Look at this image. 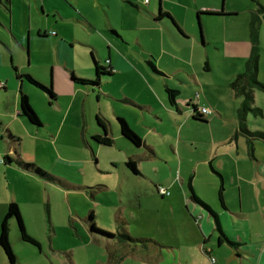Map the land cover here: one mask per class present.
<instances>
[{
	"label": "crops",
	"instance_id": "crops-1",
	"mask_svg": "<svg viewBox=\"0 0 264 264\" xmlns=\"http://www.w3.org/2000/svg\"><path fill=\"white\" fill-rule=\"evenodd\" d=\"M14 1L0 0V84L4 85L0 89V224L6 214L8 205L11 202H15L19 207L22 220H24V226H26L24 210H32L36 202L33 203L27 197L26 191L20 190L19 181L21 179L24 181L33 179L32 181H37L39 184L42 181L33 174L21 171L14 163L16 157L22 156L23 158H21L25 159V161H36V156L44 159L46 148L51 147L55 150L57 141H61L67 136L78 140L82 148H88L87 136L92 138L102 135L99 127L90 125V119L94 118V116L95 118L97 116L104 119L107 118L109 121L121 118L137 134L142 141L140 147L132 145L121 135L118 124H112L111 134H108L111 139H124L127 141V143L125 142V149L127 151L134 152L138 149L139 154H141L143 151H140L142 149L139 148L146 150L142 155L133 154L132 156H128L127 160H135L136 168H139L137 166L138 161H149L156 158V149L145 144L147 143L146 138L155 135L153 132H156L155 122H148L147 117L148 119H153V121H160L163 118V113H165L168 118L178 123L177 130L175 131L176 134L174 135V140L176 139L177 142L169 144L175 154L179 155L182 151V146L186 150L196 146L195 142L198 139V135L195 132H190L195 130L194 127L196 125L207 126L210 121L208 122L207 116H205L207 122L192 118L193 106L200 107V104L192 102L191 98L183 97L181 89H175L178 91L177 108H175L169 104L166 94L165 98L156 95L153 102L149 103L130 96L124 86L115 89H106L107 87L104 86L109 85L112 82L110 78L116 74L124 77V82L130 80L129 75L132 72L143 79H152V77L156 76L163 77L165 75L163 72L165 71L160 69V67L157 68L156 65L160 66V61L164 57L170 59L175 66L180 63L192 66L194 49H190V58H186V55L183 53L185 46L182 40L184 41V38L182 40L178 38L177 41L174 40L176 44H170V42H165L161 38L156 42L158 46L154 48L153 52L149 51V53L144 54V61L151 62L160 74L147 69L143 64H139L143 65V68L139 70L138 65L133 63L127 54L122 55L124 57L122 58L119 54L112 56V52H109L108 58L104 59L108 64V68H105L103 64H101V67L110 71L111 75L100 79L99 85L95 88L97 91L94 89L90 91L89 86L75 83L72 77L75 75L87 80L94 79L95 62H93V67L88 63L90 62V57L94 59L92 52H90V57L88 55L89 48L93 47V50H96L92 43L89 40H87L88 42L85 41V39L71 38V35H67L69 31L66 30L62 21L52 19L50 23L49 10H53L52 12H54L56 9L54 7V0H46L44 3H41L42 18L39 21L26 22L27 26L23 24L19 28L16 21H14ZM24 1L27 2L29 9L35 5V2L32 0ZM258 1L261 2V0ZM125 2L138 10H140L137 6L138 4H142L143 7L146 6L145 13H140L145 16L148 23H152L154 26H160L163 21V18L159 21L155 19L158 11L170 13L173 16V20L175 19L174 21L181 27H185L190 25L192 14L196 11L217 10L214 0H194L196 6H194L193 2L191 5L190 0H149L146 5L143 4V0H92L90 6L93 9L102 8L109 11L116 5L121 10ZM75 7L93 25L91 17L79 9L77 2ZM83 7L85 6H81L80 8ZM6 12L8 13V21L2 19L1 15ZM43 12L47 15H44ZM84 18L82 19V23L89 30L91 29L90 32H84L91 35L94 29ZM121 20L120 27L124 29L129 28V26L124 25L123 16ZM29 23H32V25H29ZM112 30L114 29L109 27L108 32L114 34L115 37H119L117 31L113 32ZM181 31H184V29H181ZM53 32L55 34H52ZM98 35H101V32ZM172 38H174V35ZM121 39L123 40L122 37ZM135 41L139 43L138 39ZM108 45L110 46V43ZM168 46L170 48H167ZM246 49L245 55L248 54L250 57L251 50L249 52V48ZM154 54L158 56V60L156 61L153 58ZM195 55L196 57L199 56ZM197 65L199 64L195 66ZM202 67L205 71L210 70L207 62ZM48 69L52 71L50 81L42 79V73H40V71ZM182 70L184 69L182 68ZM20 74H30L44 85L48 86L50 84L55 93L56 106L49 99L48 106L57 109L61 116L52 118L53 120L46 119L43 121L40 118L42 127H44L43 132H40L37 127L29 124L19 115L18 91L20 88L28 96L32 109L39 117L42 114V110L46 109L44 104L38 107L37 104L32 102L33 88L25 80L19 82L17 76ZM60 86L63 87V90H58ZM148 87L152 93H155L152 87ZM168 88L171 87L168 86ZM137 92L141 93L142 91H140V88H137ZM145 92L143 91V93ZM93 93L97 95L99 105L98 109L94 112L88 105L90 96ZM158 98H160L161 108L158 106ZM101 99L105 101L102 105H100ZM124 106L134 108L140 111V114L132 113ZM107 107H109V113L105 109ZM157 108L163 109V111H159ZM202 108L208 107L202 106ZM71 113L74 115L73 117H69ZM218 117L224 121H230L229 116L225 113L218 115ZM245 120L246 124L249 125L250 122L248 123L247 118ZM238 123L235 110L232 116L231 130L220 133L227 134L223 142H218L213 136L207 139L208 148L204 152V160L202 162L209 165L211 172L215 176L212 174L211 178L208 173H204L208 189L202 193L203 197L198 193L196 195L192 186V178L188 183L187 191L183 190V185L180 188H176L173 183H170L169 189L167 188L169 195H159L162 202L167 205L169 216L174 220L173 229H170V226L168 227L165 239L157 240L155 239L156 237L133 235L129 231L128 225L132 223L144 225L148 222V219L141 215L143 193L140 188L138 190V186H134L133 190H128L122 184L119 185L118 203L124 205L127 202L126 205H136V207L132 208L135 212H131L129 217H126L124 214L113 215L114 231L104 227L99 228L107 233H113V237L93 234L88 228L84 220L91 212L94 216L93 223L95 227L98 226L95 222L97 216L93 209L90 208L86 215L79 217L90 241L98 244L105 242L103 247L106 250V260L105 262H97L96 264H264V152L261 155H256L254 160H256L257 164H250L249 169L245 170L243 162L247 159L244 158V151L248 150L249 145H243L238 140V136V138L233 136V134L235 135ZM232 136L234 139H237L233 141L231 139ZM91 140L95 142L93 139ZM96 146L102 147L97 143ZM258 146L262 147V145L256 143L257 149ZM62 148L66 150L65 147L62 146ZM252 148H254L253 144ZM256 148L253 149L254 156ZM6 157L9 160H5ZM56 160L60 162L59 170L63 171L61 162L64 159L59 156L56 157ZM177 165L180 169L181 163L179 161ZM198 165L199 163H196V167ZM20 173H22V176H20ZM131 175L140 176V173H131ZM60 180L62 181V179ZM64 183L66 186V182ZM55 185L61 186L60 184ZM220 185L223 187L222 204L218 199ZM25 186H28V184ZM96 186L99 185H95L93 188ZM109 187V185L100 187L101 192L107 195L106 191ZM157 187L160 186H156L155 191ZM189 188L191 189V193L189 192ZM77 189L81 191L80 188ZM40 190L45 192L42 188ZM87 193L89 194L88 191ZM47 196L49 203L50 195ZM193 196L207 205L213 215L216 216L220 229L226 239L233 245L220 240L212 213H209L208 210L198 204L193 199ZM109 204L113 203L109 202ZM154 221L157 223L158 219H154ZM125 234L133 238L145 239L146 241L140 243L129 242L122 238ZM38 247L41 249L40 245ZM15 256L18 264H21L19 262L20 258L17 255ZM211 259L214 261L212 262ZM0 264H8L1 247Z\"/></svg>",
	"mask_w": 264,
	"mask_h": 264
},
{
	"label": "rangeland",
	"instance_id": "rangeland-1",
	"mask_svg": "<svg viewBox=\"0 0 264 264\" xmlns=\"http://www.w3.org/2000/svg\"><path fill=\"white\" fill-rule=\"evenodd\" d=\"M32 1L35 2V5L30 9L24 0L14 1V21H16L19 28L26 22H37L42 18L41 3L46 0ZM148 1L143 0V4H148ZM190 1L191 5L193 2L194 6H196L194 0ZM76 2L79 9L91 17L94 26L80 14L75 7ZM91 3L92 0H54L56 9L54 12L49 10V14L50 23L52 19L62 21L66 30L69 31L67 35H71V38L85 39V41L89 40L92 43L96 49L94 51L93 47H91L88 50L89 57L90 52L94 56V59L90 57V62H88L92 67L93 62H98L99 66L103 64L105 68H108V64L104 59H107L109 52H112V56L127 54L129 59L138 65L139 70L143 68V65L150 69L147 62L143 59L144 54L149 53V51L153 52L154 48L158 46L156 42L161 38L165 42H170V44H176L174 40L177 41V38L179 40L184 38L182 42L186 50L184 49L183 53L186 58H190V49H194L192 66L181 63L175 66L170 59L164 57L160 61V66L156 65L157 68L160 67V69L165 71L163 72L165 74L163 77L156 76L154 77L155 79L153 77L152 79H143L132 72L129 75L130 80L124 82V77L116 74L110 78L112 82L109 85H104L107 87L106 89L124 86L130 96L140 101L152 103L156 95L165 98V86L174 89L179 88L182 90L183 97L191 98L192 102L200 104V107H208L207 109L211 112L207 116L210 123L207 126L191 125L195 126V130L190 133L195 132L198 135V139L195 142L196 146L188 150L182 146V151L178 155L169 146L170 143L177 142L176 139L174 140V135L176 134L178 123L168 118L165 113H163V118L160 121H153V119H148L147 117L148 122H155L156 132H153L155 135L146 138L147 143L145 144L156 149V158L137 162V166H139L137 171L140 176H132L126 169L125 163L128 156L133 154L142 155L146 150L139 148L142 149L140 151H143L141 154H139L138 149L134 152L127 151L125 149L127 141L124 139L114 140L112 138V146L98 147L91 140L93 137L87 136L89 147L82 148L78 140L67 136L63 140L57 141L55 150L51 147L46 148L44 159L39 156H36V161H25L24 159L25 162L34 163L41 170L50 173L59 180L62 179V181L60 180L61 186L45 181L46 185L43 181L39 184L37 181H32L33 179L29 181L21 179L19 181L20 190L26 191L27 197L33 203L36 202L32 210H24L26 232L28 230L29 233H27L41 246V249H39L38 246L21 242L16 222L12 220L9 225L10 243L13 253L20 258L19 262L21 264H96L97 262H105L106 250L103 247L105 242L98 244L90 241L79 217L86 215L91 208L97 216L95 222L99 227L97 226L96 228L104 227L114 231L113 215L124 214L129 217L131 212H135L132 208L136 207V205H126L127 202L124 205L118 203L120 184L128 190H133L134 186H138V190L140 188L143 193L141 215L148 219V222L144 225L133 223L128 225L129 231L133 235L156 237L155 239L157 240L165 239L168 227L170 226V229H173L174 220L169 216L167 205L162 202L155 191V187L160 186L168 190L170 183H173L176 188H180L183 185V190L187 191L188 183L192 178L194 181H192V186L196 195L198 193L203 197L202 193L208 189L204 173H208L211 178L213 174L209 165L202 162L204 160V152L208 148L207 139L213 136L218 142H223L227 134L220 133L231 130L232 116L235 110L237 113L243 107L245 96L241 93V89L242 84H244L243 80L247 75L246 68L249 60V55L245 54L246 48H249L250 52L253 44L256 45V53L258 55L256 81L264 84V0H261V2L258 0H214L217 10L196 11L192 14L190 25L185 27H181L174 21L175 19L173 20V16L170 13H168L170 17L161 16L162 12L158 11V7L155 19L159 21L163 18V21L160 26H154L152 23H148L145 16L140 13H145L146 11V6L143 7L142 4L137 5L140 10L125 2L121 10L115 5L112 10L106 11L102 8H91ZM81 6L85 7L80 8ZM4 14H1L2 19L8 21V13ZM44 15L47 14L44 13ZM122 16L124 25L129 26V28L120 27ZM83 18L94 29L91 35L85 33L90 32L91 29L89 30L82 23ZM88 23L86 24L89 25ZM29 25H32V23H29ZM109 27L114 29L112 30L113 32L117 31L119 37H115L114 34L108 32ZM177 27L184 29L182 31L184 35L179 33ZM100 32L101 35H98ZM53 34L55 33L53 32ZM173 35L174 38H172ZM136 39L139 40V43L135 41ZM108 43H110V46ZM68 48L70 47L68 46ZM167 48L170 47L168 46ZM195 54L199 56L196 57ZM122 58L124 57L122 56ZM153 58L155 61L158 60L156 54H154ZM205 62L210 66L208 71H205L202 67ZM196 64L199 65L195 66ZM40 73H42V79L50 81L52 77L50 69L42 70ZM74 77L87 80L75 75ZM102 77L105 76L103 75ZM33 78L43 84L34 76ZM148 86L152 87L155 93H152ZM31 87L33 88L32 102L37 104L38 107L43 106V104L46 107V109L42 110L40 117L37 115L39 119L41 118L42 121L46 119L53 120L52 118L61 116L57 109L48 106L49 100L56 106L55 98L51 99L32 85ZM95 88H97L96 85H89L90 91L96 90ZM137 88H140L142 92H137ZM58 90H63V87L60 86ZM143 91L146 92L143 93ZM252 98L253 102L248 103L247 110L243 112V116L245 114L248 123L250 122L249 125L245 122L246 130L252 135L245 134L247 135L246 137L243 134H239V138L237 137L243 145H249V142L254 145V148L251 149L249 145L248 150L244 151V158L247 159L243 162L245 170L249 169L250 164H257L256 160H254L256 155H261L264 152V136L253 134L256 132L264 134V92L254 88L252 90ZM158 99V106L161 108L160 98ZM103 102L105 101L101 99L100 105ZM88 105L93 112L98 109L96 94L93 93L90 96ZM124 107L132 113L140 114V111L134 108ZM255 108L259 111L255 110ZM105 109L109 113V107ZM158 110L163 111V109ZM223 113L229 116L230 121H224L218 117V115ZM73 116L72 113L69 115V117ZM101 118L107 123V130L110 135L111 125H117V120L110 119L111 122L107 118ZM90 125L99 127L95 116L90 119ZM43 128H38V130L43 132ZM233 136L231 139L235 141L237 138L234 139ZM256 143L262 145L263 148L258 146L257 149ZM255 148L256 153L254 156L253 149ZM55 156H60L64 159L61 162L63 171L59 170L60 162L56 160ZM178 161L181 163L180 169L177 165ZM196 163H199L197 167ZM20 176H22V173H20ZM64 182H66V186ZM27 184L28 186H25ZM95 185L100 187L109 185L110 187L106 191L107 195L101 192V188H99L100 190H94L93 196L89 195L85 187L93 188ZM40 188L45 192L41 191ZM77 188H80L81 191ZM47 195H50L49 203ZM124 199L126 200V198ZM109 202L113 204H109ZM154 219H158V222L156 223ZM111 234L114 235L113 233Z\"/></svg>",
	"mask_w": 264,
	"mask_h": 264
},
{
	"label": "trees",
	"instance_id": "trees-1",
	"mask_svg": "<svg viewBox=\"0 0 264 264\" xmlns=\"http://www.w3.org/2000/svg\"><path fill=\"white\" fill-rule=\"evenodd\" d=\"M160 15L170 17V15L168 13H163V12ZM173 23H174V21H173ZM177 29L181 35H184L183 32L181 31V29H179L178 27H177ZM253 43H254V41H253ZM92 57H93V55H92ZM257 57H258V55L256 53V45L253 44L251 54H250L249 60L247 62V68H246L247 75H246V78L243 80L244 84H242V89H241V93H243L245 96V99L243 101V107L244 108L242 107L243 110L240 109L237 111V118H238L239 123H238V130L235 132V135H234L235 137H237L239 134H243L246 137L248 134L252 135L251 133H249L246 130V126H245V121H246L245 118L246 117H245V114L243 116V112L247 110V104L250 102L251 103L253 102L252 90L254 88H256L257 90L259 89L262 92H264V84L256 81ZM147 64L149 65L150 69L154 73L160 74L157 71L156 67L151 62H147ZM94 70H95V72H94V79L93 80H83V79L81 80V79H76L73 76L72 77L73 81L75 83L85 85V86H89V85H96L97 86V85H99L100 79L103 75L104 76H110L111 75L110 71L105 70L103 67L99 66L97 63H95V65H94ZM240 77H238V78H240ZM238 78H237V80H238ZM17 79L19 80V82H22L23 80L27 81L30 85H32L33 87H35L39 91L43 92L44 94L48 95L49 98H51V99L55 98L52 87L40 84L31 75L20 74L19 76H17ZM3 87H4V85L0 89H2ZM18 94H19V112H20L19 115L21 117H23L29 124H31L37 128H41L42 123H41L39 117L37 116V114L32 109L28 96L21 90V88L19 89ZM165 94L167 95V99H168L169 104L172 107L177 108L176 100H177V96H178V91L175 89L165 87ZM200 108H202V107H200ZM200 108L197 106H193L192 118L195 120L207 122L205 116L210 115L211 112L207 115H203L199 112ZM255 110H258V109L255 108ZM96 122H97V125L99 126V128L102 132V135L94 136L93 140L98 145L110 147L113 144V141L108 135L107 123L101 117H98V116L96 117ZM117 124L119 126V131H120L121 135L129 143H131L132 145H134L136 147H140L142 145L141 139L134 133V131H132L130 129V127L127 125L125 120H123L121 118H117ZM245 134H247V135H245ZM253 134L257 135V136H264L263 133H258V132L253 133ZM17 140L19 141V139H17ZM249 145H251V149H252V143L251 142H249ZM5 160H9V158L6 157ZM14 163L18 166V168L21 171H23L25 173L33 174L35 177H37L38 179H40L42 181L55 183V184H61L60 180L57 177L51 175L50 173H47V172L41 170L34 163L25 162L20 156L16 157V160L14 161ZM125 166L127 167V169L131 173L138 174L136 164L131 159L126 161ZM99 188H100V186H96L94 188H87V191L89 192V195L92 196L94 194V190H99ZM189 192L191 193L190 188H189ZM222 192H223V187H222V185H220L219 190H218V199H219V202L221 204H222V200H223ZM193 199L198 204H200L202 207H204L206 210H208L209 213H212L211 210L207 207V205H205L203 202L199 201L195 196H193ZM212 215H213V213H212ZM93 217L94 216L91 212V213H89V215H87V218H85V220H84L85 223H87L88 228L91 230V232L93 234H96V235H103L105 237H113L112 234L97 229L93 223ZM213 218H214L215 228L219 234L220 240H224L227 243L233 245L231 242H229L226 239L225 235L223 234L222 230L220 229V225L216 219V216L213 215ZM12 220H14L16 222L18 235H19V239L21 242L27 243V244H30L33 246H38L39 244L34 238H32L26 232L19 207L15 202H11L8 205L7 210H6V214H5L3 220L0 224V247L5 254V257L7 259L8 264H18L16 256L13 253V250H12V247L10 244V240H9V228H10L9 224ZM122 238L126 241L133 242V243H136V242L140 243V242L146 241L145 239H141V238H133V237L129 236L128 234L123 235Z\"/></svg>",
	"mask_w": 264,
	"mask_h": 264
},
{
	"label": "built area",
	"instance_id": "built-area-1",
	"mask_svg": "<svg viewBox=\"0 0 264 264\" xmlns=\"http://www.w3.org/2000/svg\"><path fill=\"white\" fill-rule=\"evenodd\" d=\"M2 86H3V84H0V88H1ZM199 112H200L201 114H203V115H207V114L210 113V111H209L208 109H206V108H200V109H199ZM156 192H157L160 196H168V195H169V192H168L166 189L162 188V187H157ZM211 261L213 262L214 260L211 259Z\"/></svg>",
	"mask_w": 264,
	"mask_h": 264
}]
</instances>
